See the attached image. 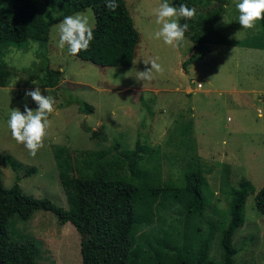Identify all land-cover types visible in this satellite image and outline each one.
I'll return each mask as SVG.
<instances>
[{"label": "rangeland", "instance_id": "1", "mask_svg": "<svg viewBox=\"0 0 264 264\" xmlns=\"http://www.w3.org/2000/svg\"><path fill=\"white\" fill-rule=\"evenodd\" d=\"M13 0H0V8ZM38 0L45 15L54 18L63 11L60 0ZM140 32L135 57L130 65H101L72 55L68 46L58 47L60 21L53 23L46 52L50 64L58 68L56 86H46L43 79L29 82L20 75L11 76L0 86V183L10 186L21 175L23 189L36 197L48 196L57 205L68 208L67 196L59 175L55 152L62 146L70 153L82 149L107 147L118 141L119 148H134L137 139L151 144L157 154L164 180L182 183L183 170L190 160L201 159L214 191L201 215L193 218L188 228L196 244L208 239L210 256L217 262L224 259L221 244V221L229 218V189L238 187L246 176L255 184L246 201L245 222L233 235L237 252L236 264H264V214L256 206V192L264 185V33L260 21L243 29L236 5L229 0L215 22L218 37L232 43H208L201 57L183 67V61L195 52L189 34L178 45L170 46L156 39L162 26L156 23L155 11L164 0H125ZM174 7L176 0H167ZM190 7V6H189ZM191 8V7H190ZM82 13L95 26L93 7ZM181 25L190 20L178 18ZM40 43L30 40L26 47L0 42V62L17 67L30 66L38 60ZM157 59L162 73H153L150 81L136 79L138 71L151 68L144 60ZM43 95L56 101L55 111L48 117L50 127L36 156L17 143L8 126L14 109L24 112L25 105L35 110L38 105L26 96L36 84ZM95 106L93 112L80 111V101ZM97 129L105 140L92 139L84 125ZM13 157L19 166L13 167ZM35 167L30 174L26 172ZM171 187H153L156 216L152 226L163 234L179 235L185 218L179 202L167 205L159 201ZM58 216L47 209H38L31 216L10 219L15 238H31L38 245V264H81V235L75 225L61 224Z\"/></svg>", "mask_w": 264, "mask_h": 264}, {"label": "trees", "instance_id": "2", "mask_svg": "<svg viewBox=\"0 0 264 264\" xmlns=\"http://www.w3.org/2000/svg\"><path fill=\"white\" fill-rule=\"evenodd\" d=\"M197 9L190 20L189 31L196 48L183 61V67L201 57L208 43H232L228 37H218L215 22L225 10L229 0H176ZM53 3L54 1L49 0ZM63 11L54 18L45 15L38 0H13L0 8V42L26 47L30 40L40 43L38 60L30 66L17 68L6 61L0 62V86L11 76L20 75L29 82L42 78L46 86H56L60 74L50 64L46 52L53 23L72 13L93 7L96 24L94 39L88 50L77 56L101 65H130L135 57L140 32L125 0H116L119 7L113 12L105 0H60ZM264 33V19H260ZM80 111L93 112L95 106L80 101ZM91 138L105 140L97 129L84 125ZM114 141L107 147L82 149L70 153L62 146L55 152L60 168L59 175L67 196L68 208L57 205L50 197H36L22 187L18 173L10 186L0 183V264H38L39 250L34 239L15 238L10 230V219L19 215L31 216L38 209L54 212L61 224L75 225L81 235V264H236L237 252L233 235L245 222L247 197L256 187L252 179L242 176L238 187L229 189V218L221 221V244L224 259L217 262L210 256L208 239L196 244L189 235L190 221L201 215L214 191L201 159L190 160L183 170L181 184L164 180L157 154L151 144L137 139L134 148H119ZM15 169L19 163L10 157ZM35 167L26 172L30 174ZM171 187L168 196L159 201L167 205L170 200L179 202L185 225L175 237L163 234L152 226L156 216L158 197L144 194L143 189ZM256 206L264 214V185L256 192Z\"/></svg>", "mask_w": 264, "mask_h": 264}, {"label": "clouds", "instance_id": "3", "mask_svg": "<svg viewBox=\"0 0 264 264\" xmlns=\"http://www.w3.org/2000/svg\"><path fill=\"white\" fill-rule=\"evenodd\" d=\"M105 6L109 11H115L119 5L116 0H105ZM240 15L239 23L243 29L255 27L256 21L264 19V0H240L236 5ZM197 9L182 3L179 7H174L164 0L155 11L156 23L162 27L155 32L156 39H163V42L170 46L178 45L185 38L189 31V24L181 25L178 18L193 20L196 17ZM94 25L90 23L89 17L82 13L64 17L59 22V42L58 47L63 49L68 46V51L72 55L79 54L82 50H88L90 42L94 39ZM151 64V68L138 71L135 76L139 81H150L154 78L153 73H162L163 68L157 59L144 60V64ZM34 90L26 92L27 97L38 105L33 110L25 105L24 112L14 109L10 113L8 126L13 139L23 144L30 155L36 156L38 150L43 147V141L47 136L50 127L48 117L55 111L56 101L50 95H43L39 83L34 81ZM258 115L264 118V112L258 109Z\"/></svg>", "mask_w": 264, "mask_h": 264}]
</instances>
